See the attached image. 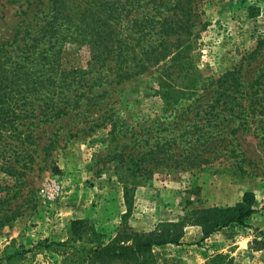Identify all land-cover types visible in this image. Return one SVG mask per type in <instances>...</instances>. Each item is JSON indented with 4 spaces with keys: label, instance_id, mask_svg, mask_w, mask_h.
Masks as SVG:
<instances>
[{
    "label": "trees",
    "instance_id": "trees-1",
    "mask_svg": "<svg viewBox=\"0 0 264 264\" xmlns=\"http://www.w3.org/2000/svg\"><path fill=\"white\" fill-rule=\"evenodd\" d=\"M31 14L11 36L0 37V227L21 214L10 202L57 145V134L43 137L40 125L54 124L82 101L96 104L105 86L151 68L152 88L167 113L105 155L118 171L125 205L121 217L130 214L135 188L156 171L181 172L227 158L246 172L244 165L253 159L240 137L264 142V60L246 70L262 55L264 38L231 69L207 80L189 57L196 0H48ZM192 191L197 195L198 187ZM254 201L247 190L232 205L192 209L187 219L200 227L204 240L221 228L246 225ZM180 232L177 223L168 222L145 234L133 232L129 242L116 236L104 243L88 220L75 219L68 239H44L36 246H53L62 264H152L151 247L176 244ZM79 240L85 245L75 246ZM27 251L14 250L2 259L16 264ZM222 259L215 254L212 264Z\"/></svg>",
    "mask_w": 264,
    "mask_h": 264
},
{
    "label": "rangeland",
    "instance_id": "rangeland-1",
    "mask_svg": "<svg viewBox=\"0 0 264 264\" xmlns=\"http://www.w3.org/2000/svg\"><path fill=\"white\" fill-rule=\"evenodd\" d=\"M47 2L0 0V37L11 36L20 20L33 17L31 12ZM196 13L189 57L194 70L207 80L231 69L264 38V0H196ZM261 54L246 70L264 60V48ZM80 59L83 63L84 56ZM153 74L151 68L107 85L96 104L82 101L68 116L40 125L43 137L57 134V145L45 162L29 172L22 193L10 202L12 208L20 207L21 214L0 227V264L14 250H29L16 264H62V255L53 246L36 243L68 239L70 222L75 219L88 220L104 243L177 223L178 242L153 245L152 264H212L215 254L225 256L220 264H264V235L258 234L264 233V198L253 216L258 225H230L204 240H200V227L187 219L192 209L226 205L215 203L216 188L224 191L232 185L238 191L242 183H252L256 193L264 194V142L256 144L257 139L248 134L240 137L243 151L253 159L244 165L246 172L236 170L227 158L181 172L156 171L135 188L130 214L121 217L125 205L118 171L105 155L129 144L132 132L142 134L167 113L152 88ZM118 129L123 137L114 134ZM82 244L81 240L74 243Z\"/></svg>",
    "mask_w": 264,
    "mask_h": 264
},
{
    "label": "crops",
    "instance_id": "crops-1",
    "mask_svg": "<svg viewBox=\"0 0 264 264\" xmlns=\"http://www.w3.org/2000/svg\"><path fill=\"white\" fill-rule=\"evenodd\" d=\"M227 188H225L224 191H222V189L220 190V188H216L215 189V203L217 204H221L223 202L226 203V205H232L233 203H235L236 201H238L240 199L241 194L244 191H252L254 194V209L255 211L247 218L246 223H248L249 225H258L256 219L253 218L254 214H256V209L257 207L262 203V199L264 198V194L262 195L260 192H255V189L253 188V184H249V183H242L240 185V189L238 191L233 189V186L231 185V187H229L228 185H226Z\"/></svg>",
    "mask_w": 264,
    "mask_h": 264
}]
</instances>
